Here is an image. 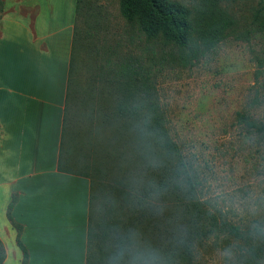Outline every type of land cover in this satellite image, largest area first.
Here are the masks:
<instances>
[{
	"label": "trees",
	"instance_id": "16d2710c",
	"mask_svg": "<svg viewBox=\"0 0 264 264\" xmlns=\"http://www.w3.org/2000/svg\"><path fill=\"white\" fill-rule=\"evenodd\" d=\"M258 3L257 10L264 8V0ZM89 10L88 0H75L72 42L79 40V44L81 38L91 37L88 23L84 27L76 24ZM118 10L145 39L159 37L174 46L167 55L181 67L212 50L234 24L216 0H202L190 8L178 0H118ZM70 66L71 58L57 167L88 179L84 264H206L199 261V255L208 238L222 231L233 235L240 231L200 198L202 179L169 133L150 65L135 60L113 67L109 79L113 101L108 107L95 102L87 110L88 116L99 120L94 129L101 136L95 147L89 148L88 134L79 146L85 155L78 161L72 159L74 132L69 124L73 97ZM239 116L248 126L264 129L263 123ZM106 127L109 129L103 130ZM65 130L67 151L63 157ZM90 135L93 138L92 130ZM107 164L115 165L114 173L106 172ZM15 198L12 193L6 215L16 230L20 264H27L26 249L19 240L21 226L9 214ZM3 251L0 242V264Z\"/></svg>",
	"mask_w": 264,
	"mask_h": 264
},
{
	"label": "rangeland",
	"instance_id": "374dc122",
	"mask_svg": "<svg viewBox=\"0 0 264 264\" xmlns=\"http://www.w3.org/2000/svg\"><path fill=\"white\" fill-rule=\"evenodd\" d=\"M88 1L92 10L76 24L88 23L91 37L72 42L70 57L72 159L85 155L79 146L88 134L89 148L101 136L94 129L99 120L87 110L95 102L108 107L113 101V67L135 60L150 65L169 133L202 179L200 198L240 231L208 238L199 261L264 264V129L239 116L264 124V8L257 10L258 0H216L234 24L212 50L181 67L167 55L174 46L159 37L145 39L120 15L118 0ZM178 1L190 8L202 0ZM107 165L106 172L114 173L115 165Z\"/></svg>",
	"mask_w": 264,
	"mask_h": 264
},
{
	"label": "crops",
	"instance_id": "0c3cea01",
	"mask_svg": "<svg viewBox=\"0 0 264 264\" xmlns=\"http://www.w3.org/2000/svg\"><path fill=\"white\" fill-rule=\"evenodd\" d=\"M75 0H1L0 242L2 264H84L88 179L59 170Z\"/></svg>",
	"mask_w": 264,
	"mask_h": 264
}]
</instances>
